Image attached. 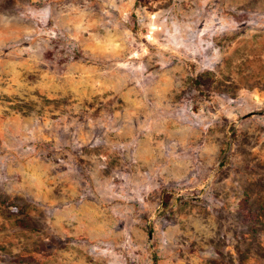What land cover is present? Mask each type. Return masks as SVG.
I'll return each mask as SVG.
<instances>
[{"label": "rangeland", "instance_id": "374dc122", "mask_svg": "<svg viewBox=\"0 0 264 264\" xmlns=\"http://www.w3.org/2000/svg\"><path fill=\"white\" fill-rule=\"evenodd\" d=\"M0 264H264V0H0Z\"/></svg>", "mask_w": 264, "mask_h": 264}]
</instances>
